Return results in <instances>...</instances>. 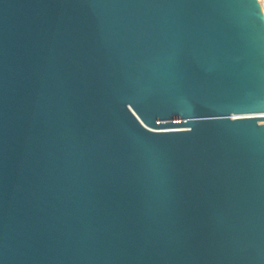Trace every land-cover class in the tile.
Listing matches in <instances>:
<instances>
[{
    "label": "water",
    "instance_id": "water-1",
    "mask_svg": "<svg viewBox=\"0 0 264 264\" xmlns=\"http://www.w3.org/2000/svg\"><path fill=\"white\" fill-rule=\"evenodd\" d=\"M42 0H4L0 5V233L5 264H82L85 257L119 256L129 249L123 226L179 233L193 218L213 227V203L205 198L168 205L163 193L145 189L119 153L122 129L101 133L111 119L103 90L112 63L127 46L126 27L145 18L159 25L176 13L38 8ZM55 2V0H52ZM207 72L215 65L205 64ZM200 111L205 102L182 89L157 102L160 114L150 143L167 148L191 143L193 123L169 106ZM161 116H164L161 119ZM176 120L187 123L176 124ZM148 131V129H145ZM195 132L196 129L193 128ZM185 199L190 195L183 193Z\"/></svg>",
    "mask_w": 264,
    "mask_h": 264
},
{
    "label": "snow or ice",
    "instance_id": "snow-or-ice-1",
    "mask_svg": "<svg viewBox=\"0 0 264 264\" xmlns=\"http://www.w3.org/2000/svg\"><path fill=\"white\" fill-rule=\"evenodd\" d=\"M37 7L177 14L162 26L145 18L126 27L132 36L102 77L111 119L101 137L110 144L109 131L123 130L120 142L131 155L120 156L168 205L177 201L178 188L185 206L205 198L213 203V227L193 218L169 235L125 224L120 235L129 244L126 252L85 257L82 264H264V0H42ZM209 61L214 72L205 70ZM182 89L200 95L205 107L183 111L173 105L164 116L206 123L183 130L189 144L150 143V125L160 122L157 102ZM6 253V233H0V264Z\"/></svg>",
    "mask_w": 264,
    "mask_h": 264
}]
</instances>
